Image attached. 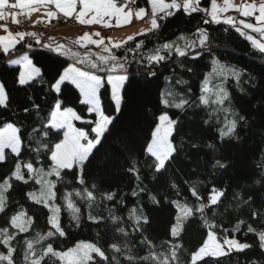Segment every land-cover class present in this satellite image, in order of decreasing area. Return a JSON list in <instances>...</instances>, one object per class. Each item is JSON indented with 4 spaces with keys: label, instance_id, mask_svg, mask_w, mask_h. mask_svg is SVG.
Returning <instances> with one entry per match:
<instances>
[{
    "label": "snow or ice",
    "instance_id": "snow-or-ice-1",
    "mask_svg": "<svg viewBox=\"0 0 264 264\" xmlns=\"http://www.w3.org/2000/svg\"><path fill=\"white\" fill-rule=\"evenodd\" d=\"M136 3L137 0H0V21L11 17L13 24L19 23L20 15L30 17L41 9L45 10L43 15L49 22L62 14L66 19L74 18L82 26L99 25L105 29L130 24L133 16L141 20L150 16L149 29L139 31L123 42L112 43L109 38V43L105 44L104 38H99L100 32L83 33L76 43L94 45L105 53L97 55L95 62L88 59V70L77 66L85 63L84 59L78 58L79 52L64 51L60 44L53 47L51 43H42L34 32L13 34L6 24L0 25L7 33L0 36V51L8 57L9 65L19 66L13 69L12 89L0 78V118L5 111L12 109L13 90L26 94L36 84L46 83L49 93H55L50 116L39 118L41 105L25 95L19 109L12 113L16 119L4 122L0 127V164L12 159L7 178L0 179V264H224L223 258L233 253L255 257L249 264H264V161L240 174L235 182L210 184L204 193L199 190V185L204 183L200 179L202 172L223 176L234 168L229 163L226 150L233 141L240 142L239 130L249 124L247 115L242 114L243 109L237 111L231 106V98L224 87L211 84L210 76L218 72L215 67L217 60L212 59V72L204 76L199 86L200 95L195 99L181 97L177 100L172 91L161 93L158 102L152 105L155 111L149 119V133H145L139 149L129 147L127 137L120 134L117 126V117L127 102L128 88L138 75L146 80L158 78L164 68L173 74L175 68H187L191 72L189 61L214 55L210 49L209 30L202 27L195 30V39L190 42L181 36L183 44L168 42L153 49H146L145 40L137 41L136 36L147 37L159 30L163 25L158 21L173 15L170 9L176 12L183 10L187 15L200 12L204 14V25L223 23L230 26L264 56V0H241L240 4L233 0H222V4L208 0L209 7H201V0H171L170 3L147 0L150 13L145 7L133 11L132 6ZM229 11L238 13L242 19L237 21L235 17L222 16ZM249 33H257L260 39ZM94 36L98 38L93 39ZM130 41H135L134 45L129 46ZM35 45L55 53L57 57L77 59L74 62L61 59L55 74L49 78L47 68L34 62ZM14 53H19L15 59L12 58ZM133 63L137 65L136 72L130 71ZM117 70L119 73L113 74ZM218 74L234 77L235 86L241 91H244L243 84L253 89L258 84L264 87V78L245 70L221 68ZM175 83L186 84L187 81L177 79ZM188 92L191 93V89ZM69 95H74L83 107L77 110L75 106H67ZM261 103H264V96H261ZM189 108H201L206 117L202 118L199 131L188 134L185 142L184 121L176 112L168 110L185 112ZM147 109L148 105H145L146 118ZM34 116L38 119H33ZM77 121L86 127H77L74 123ZM213 127L216 134L206 136L205 133ZM106 146L108 154L114 158L127 155L126 163L130 161V166L126 171L137 181V187L131 193L137 206L129 209L127 219L115 211L124 205L123 195L104 191L103 178L88 173V168ZM189 147L192 152L186 151ZM136 152L149 158L152 180L155 181L151 188L141 186ZM189 156L193 158L195 167L187 173L188 179L184 183L188 187L181 197L177 181L170 173L178 166L180 170L188 167L183 161ZM69 174L80 185L72 192L66 191L63 196L76 226L79 227L81 217L73 195L86 201L89 208L103 204L107 208V216L91 212L87 216L92 225L103 231V234L97 231V242L81 240L75 247L58 250L54 247L55 238L65 237L66 230L60 219L61 206L57 203L60 189L57 186L70 183L65 180ZM169 185L177 189L180 197L169 201L175 207V213L169 219L171 236L178 238L182 231L186 232L185 224L194 216H198L207 229L190 247L173 239L163 242L158 249L145 235L149 216L139 205L144 197L153 205H163ZM192 198L194 202L188 203ZM36 206H40L39 209ZM220 208L225 211L243 208L248 219L237 218L229 229L214 219ZM43 209L47 212L44 213ZM40 215L45 216L48 231L31 235L36 223L34 217ZM242 231L245 237L251 234L253 239L241 242L236 234ZM105 237L107 241L100 243Z\"/></svg>",
    "mask_w": 264,
    "mask_h": 264
},
{
    "label": "trees",
    "instance_id": "trees-1",
    "mask_svg": "<svg viewBox=\"0 0 264 264\" xmlns=\"http://www.w3.org/2000/svg\"><path fill=\"white\" fill-rule=\"evenodd\" d=\"M179 2V0H178ZM202 4H205L207 0H201ZM136 8L147 7V0H137L135 5ZM203 13L196 12L191 15L183 13V10L176 12L173 10V15L166 17L164 21H158L162 23V27L154 33H150L147 37L136 36V40H145L146 49H153L160 47L164 43L177 42L183 44L184 41L180 40L181 36L185 37V40L190 42L195 39L193 33L199 27L209 30L210 37V49L214 54L211 58L202 57L197 61H189L188 66L191 67L192 71H187V68H175V73L167 68L162 69L161 74L158 78L144 79L142 75H138L132 85L128 88L127 102L122 107V111L118 121V129L122 136L127 137V142L130 148L139 149V146L144 141L145 133H149V119L152 113L155 111L152 105L157 103L161 93H167L172 91L178 100L181 97L195 99L199 96V86L207 73L212 72V59L218 61L215 65L218 72L212 73L210 76L211 84L222 85L227 91L231 98V106L237 111L243 109L242 114H246L249 120V124L246 127L240 129L241 140L239 143L233 141L231 147L226 150V156L230 157L229 163L234 165V168L226 175L221 176L219 173L212 174L210 171L205 173L202 172L200 179L204 181L203 184L199 185V190L204 193L208 190L210 184L228 183L235 182L240 174L246 173L249 169L256 168L257 164L264 161V103H261V96H264V87L257 85V88H249L247 84H243L244 91H241L235 86V78L232 76L224 77L219 73L221 68H234L238 70H245L247 73H253L258 78H264V56H261L251 44L244 39L239 33L233 28L223 23L216 25H204L202 17ZM227 29V30H226ZM37 34V33H36ZM39 38V34H37ZM26 40L30 38L26 37ZM35 44L34 40H31ZM51 43L53 47L57 44L64 46V51L71 49L73 52H79V59H84L85 63L79 65L82 68L89 69L88 59L95 62V58L99 54H105L102 52V48H97L94 45L82 46L74 42L67 40H56L50 39L47 41ZM135 41H130L129 46L134 45ZM20 48V45L17 46ZM24 51V49H21ZM35 52L34 62H38L39 65H43L47 68L49 78L55 74L56 68L59 65L61 59L68 60V62H74L77 58L69 60L67 56L57 57L55 53L49 52L45 49L40 48L39 45H35L33 48ZM19 53L12 54V57ZM8 57H5L0 51V78L5 80L8 84L9 89L13 87V69H18L19 66L9 65ZM171 63V62H170ZM44 69L42 68V71ZM130 71L136 72L137 65L132 64ZM119 72V70H117ZM170 77V79H165ZM177 79H183L187 81L186 84H176ZM18 87V86H17ZM191 89V93L188 90ZM25 95L31 96L35 103L41 105V111L39 118H46L50 116V111L54 107V101L52 96L54 92L49 93L48 86L46 83L36 84L34 88H29L27 93H17L13 90V100L11 111H5L4 116L0 118V127L3 126L4 122H13L16 117L12 114L16 112L21 102L25 99ZM68 105L75 106L77 110L83 106L79 105L74 95L67 97ZM145 105H148V118L145 117ZM163 107V105H158ZM227 106V102L225 104ZM110 110H112L110 108ZM171 112H176L178 118L184 121L183 133L185 142H187L188 134H195L199 131V124L202 122V118L206 117V112L201 108H189L185 112H180L177 109H169ZM38 119V117H33ZM77 127H86L80 122H74ZM208 126L205 125V128ZM23 131V129H22ZM30 131V129H29ZM216 134L215 127L211 128L206 136ZM188 152L193 150L189 147L186 149ZM134 155L137 157V164L140 168L141 186L147 185L149 188L155 183L152 180V169L149 167V158L139 156L136 152ZM127 161V155L120 158H114L107 152V146L101 151L96 161H93L91 167L88 168L90 176L96 178H103L102 189L104 191H115L118 196L123 195L124 205L118 206L115 211L116 214L121 215L127 219L129 209L136 207V198L131 195L132 190L137 187L136 178L129 172L126 171V167L130 166V161ZM184 165L188 167L180 170L175 168L171 170L172 175L177 181V188L180 191V196L185 195L187 184L184 183L188 179L187 173L191 172L192 168L195 167L194 160L191 156L186 161H183ZM12 167V159H9L6 164H0V179L7 178L9 170ZM66 181H70L67 184H58L60 191L57 194V203L61 206L60 219L62 226L66 230L65 237L55 238L54 247L58 250H67L76 244L78 241H91L97 242V231L102 229L97 228L88 221L87 216L89 212L93 215L103 213L107 216V208L103 204L93 205L92 208L88 207L86 201L81 200L73 195L72 199L80 209V225L76 226V222L72 219V214L65 206L63 199L64 193L72 192L73 189H78V185L71 175L65 177ZM243 183V181H241ZM39 187V186H37ZM163 192V189L161 190ZM187 195L190 196V193ZM177 189L171 188L169 185L167 194L164 199L163 205H153L146 197L142 200L139 207L144 209L145 214L149 216V225H146L145 235L149 237L158 247L165 241H171L173 239L176 242L190 247V245L198 241L202 232H206L207 229L203 227L202 222L198 216L190 217L185 224L186 232H181L178 238H173L170 233L171 225L169 224L170 217H173L175 213V207L170 205L169 201L178 199ZM194 198L190 199L188 203H193ZM226 204L228 202H225ZM40 206H36L39 209ZM111 207V204H109ZM151 210V211H150ZM44 213L47 209L42 210ZM222 214V215H221ZM211 217V213H209ZM237 218L248 219V214L243 208H228L225 211L224 208H220L215 220L222 222L225 227L231 229L236 223ZM174 219V218H173ZM36 223L33 226L31 235L40 232L44 234L48 231V225L46 224V218L44 215H40L38 218L34 217ZM250 222V221H249ZM190 225V226H189ZM110 235V234H109ZM236 238L245 242L251 241L253 237L249 234L248 237L243 235V231L236 234ZM107 237L100 240V243H105ZM51 242V241H46ZM255 257L246 256L244 253H233L230 257H224V264H249V261Z\"/></svg>",
    "mask_w": 264,
    "mask_h": 264
},
{
    "label": "crops",
    "instance_id": "crops-1",
    "mask_svg": "<svg viewBox=\"0 0 264 264\" xmlns=\"http://www.w3.org/2000/svg\"><path fill=\"white\" fill-rule=\"evenodd\" d=\"M165 2L166 3H170L171 0H165ZM217 2H218V4H222V0H217ZM233 2L235 4H240L241 0H233ZM200 6L201 7H209L210 5H209L208 0H207V2L205 4H202V2H201ZM132 8H133V11L138 9L135 6H132ZM146 11H148L150 13V5H148L146 7ZM36 15H38L36 19H33L32 15L30 17H28V19L30 21H33L34 23H37V21H43L40 24L44 23V24H51V25L54 24V21L56 20V18H55V19H52L49 22V19L47 17L46 18L40 17V15H42V9L40 11L36 12ZM20 16H22V15H20ZM222 16L223 17L232 16V17H235L237 21H239V19H242V17H240L239 14L234 12V11H229L227 13H224V14H222ZM59 17L64 18L62 16V14H58L57 18H59ZM67 19H73L75 21L74 18H67ZM143 20L144 19H142V20L141 19H137L135 16H133L132 17V22L130 24L124 25V26L119 27V28H117V27L107 28V29L104 28V31L106 32V35H104V31L102 30L101 26H99V25H97V28H96V25H93V26H91V28H89V27H80V29H81V31L82 30H86V32H87V30H90L91 32H100L101 33V37H99V38H103L104 37L105 44L109 43V38H110L112 43H119V42H123V41L127 40V38L129 36L136 35L139 31L147 30L148 29L147 25L145 24V22ZM11 21H12L11 17H8L6 19V21H4V22L9 23ZM75 22H76V24L78 23L77 21H75ZM11 23H13V22H11ZM72 30L73 29H65V28L58 29L57 28L55 33L52 34L49 37L48 40H50L51 38L52 39H56V40H61L62 39V40H67V41L76 43L78 38L73 39L72 37H70V31H72ZM245 31H247V30H245ZM12 32H13V34H15L16 32H32V31H21L20 29H13ZM249 34L253 35L257 39H260V37H259V35L257 33H249ZM76 44H78V43H76ZM85 44H79V45H85ZM77 66H79V65H77ZM79 67H81V66H79ZM82 69L87 70L85 68H82Z\"/></svg>",
    "mask_w": 264,
    "mask_h": 264
},
{
    "label": "rangeland",
    "instance_id": "rangeland-1",
    "mask_svg": "<svg viewBox=\"0 0 264 264\" xmlns=\"http://www.w3.org/2000/svg\"><path fill=\"white\" fill-rule=\"evenodd\" d=\"M45 10L44 9H42V15H40V17H43V18H46V16H44L43 15V12H44ZM37 16L38 15H36V12H34V13H32V18L33 19H36L37 18ZM23 17H25L24 15H22V16H20V17H18V20H19V23L18 24H13V23H11V22H9V23H5L7 26H8V28L12 31L13 29H20L21 31H42V32H44V33H46V34H50V35H52V34H54L55 33V31H56V29L58 28V29H60V28H65V29H73L72 31H70V37H72L73 39H75V38H78L79 39V37L83 34V33H85L86 32V30H82L81 31V29H80V27H89V28H91V26H82V25H80V24H76V22L73 20V19H65V18H62V20H61V22H59V23H54V24H40V23H34L33 21H30L29 19H28V17H26L27 18V21L26 22H22V21H20ZM56 19H57V17H56ZM150 20V16H146L145 18H144V22H145V24L147 25V28L149 29L150 28V23L148 22ZM0 25H3V23L0 21ZM22 25V26H20V25ZM35 25V26H34ZM96 28H97V25H96ZM102 28V27H101ZM102 30L104 31V28H102ZM41 32V33H42ZM87 32H91L90 30H87ZM5 35H7V33L5 32V31H3V28L2 27H0V36H5ZM63 35V34H62ZM69 35V34H68ZM104 35H106V32L104 31ZM94 39H97L98 37H93ZM104 38V37H103ZM85 44V43H84ZM82 46H88L87 44H85V45H82ZM119 72H117L116 74H118ZM115 74V73H114ZM87 242H91V241H87ZM241 242H243V241H241ZM77 243V242H76ZM76 245V244H75ZM75 245L74 246H72V247H75ZM71 247V248H72Z\"/></svg>",
    "mask_w": 264,
    "mask_h": 264
},
{
    "label": "built area",
    "instance_id": "built-area-1",
    "mask_svg": "<svg viewBox=\"0 0 264 264\" xmlns=\"http://www.w3.org/2000/svg\"><path fill=\"white\" fill-rule=\"evenodd\" d=\"M61 20L62 19H58L55 23H59V22H61ZM20 21H22V22H26L27 21V18L26 17H23ZM1 24V23H0ZM20 25V24H19ZM20 26H22V25H20ZM40 32H42V31H40ZM42 34L44 35V38L45 37H47L49 34H46V33H44V32H42Z\"/></svg>",
    "mask_w": 264,
    "mask_h": 264
},
{
    "label": "bare ground",
    "instance_id": "bare-ground-1",
    "mask_svg": "<svg viewBox=\"0 0 264 264\" xmlns=\"http://www.w3.org/2000/svg\"><path fill=\"white\" fill-rule=\"evenodd\" d=\"M169 11H173V10L170 9ZM161 15H163V14L161 13Z\"/></svg>",
    "mask_w": 264,
    "mask_h": 264
}]
</instances>
